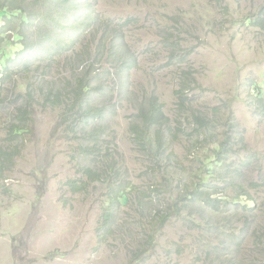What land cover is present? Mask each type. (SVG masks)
I'll return each mask as SVG.
<instances>
[{"label": "rangeland", "instance_id": "374dc122", "mask_svg": "<svg viewBox=\"0 0 264 264\" xmlns=\"http://www.w3.org/2000/svg\"><path fill=\"white\" fill-rule=\"evenodd\" d=\"M38 1L40 3L33 7L46 13V0ZM89 5L98 20L99 31L90 27L78 37L71 34L70 50L55 62L45 82L53 81L54 89L64 85L72 73L65 65L88 52L91 58L87 64L95 63L98 73H104L103 68L112 70L111 63L105 64L111 62L108 58L105 62L107 54L102 64L96 62L98 51L103 49V44L104 48L111 45L115 37L111 30L123 31L125 41L138 58V68L122 78L124 85H128V92L123 93L125 100L118 90L112 89L116 77L105 75L109 84L105 96L112 97V107L117 113L114 118L111 114L101 122L106 125L101 140L103 153L107 148L115 150L130 180L145 189L149 184L147 177L141 174L145 163L140 160L129 131L134 105L141 100L143 91L146 97L155 93L164 112L172 117L176 101L174 90L178 88L181 70L190 68L196 84L188 94L192 107L208 117L219 114L223 119L217 123L219 134L228 117L230 124L239 125L246 150H240L238 158L231 160L236 162L249 156L252 163L246 171L248 179L262 183L264 116L249 106L251 90L247 85L253 81L264 90V30L247 26L246 19L264 7V0H91ZM70 13L65 20H69ZM80 14L86 15L83 6ZM9 15L11 17L8 8L0 10V62L8 57L19 60L15 34L11 25L6 26ZM35 27L40 26L37 23ZM106 27L109 30L105 31ZM25 29L33 36L42 33L39 28L35 31L25 26ZM170 41L179 44L176 52L180 59L166 64ZM16 67L17 75L5 88L8 98L6 94L0 95L5 98L0 104V146L18 151L13 165L8 166L2 176L4 180L0 179V264H128L131 257L117 241L109 239L99 247L97 224L106 206L107 190L100 184H96L97 188L89 186L87 192H75L69 187L70 180H87L83 170L87 162H76L73 158L83 140L66 137H71L74 122L60 116L63 110L60 107L43 108L39 97L33 103L24 99L28 79L20 78L23 67L20 64ZM75 69L78 74L83 73L80 66ZM21 106H30L31 117L27 129L21 133L24 142L18 140L11 144L8 133L17 122L13 121ZM76 135L82 137L85 133L78 130ZM186 139L183 134L178 137L180 144L174 147L178 156L184 153ZM207 169L209 165L205 164L204 171ZM253 197L256 205L250 211L251 225L243 240L245 255L238 264H248V260L264 264V253L257 250L259 241L264 248V195L254 194ZM129 217L134 220L131 226ZM117 218L125 232L121 233L123 238L130 231L141 237V227L134 229L138 216L133 210L124 208ZM146 235L151 237V234ZM153 237L157 248H151V254L156 253L149 264H204L195 262V252L201 246L197 231L188 230L179 219L171 218L162 233ZM172 242L183 250L181 255L175 254L177 247ZM231 252L235 254L232 249ZM231 258L224 255L226 262H232Z\"/></svg>", "mask_w": 264, "mask_h": 264}, {"label": "trees", "instance_id": "16d2710c", "mask_svg": "<svg viewBox=\"0 0 264 264\" xmlns=\"http://www.w3.org/2000/svg\"><path fill=\"white\" fill-rule=\"evenodd\" d=\"M90 1L46 0L47 12L42 13L33 7L40 3L38 0H0V10L8 8V13H11L6 26L11 25L19 46L18 61L8 57L6 61L0 62V95L6 94L5 98H8L9 93L5 88L17 75L16 65L20 64L23 74L19 77L28 79V93L24 99L33 103L39 97L43 101V108L64 106L60 116L74 122L71 137L66 136L67 139L83 140L73 158L76 162L86 161L88 164L83 168L87 180H70L69 187L75 192H87L85 190L89 186L97 188L96 184H100L103 190H107L106 206L97 224L99 247L112 239L127 250L131 257L128 264H149L151 256L156 253L151 254V248H157L153 236L162 233L166 223L175 218L184 223L188 230L198 233L201 246L195 252L196 263L238 264L239 259L243 260L245 255L242 252L243 240L248 236V227L251 225L250 211L256 205L253 195H264V181L256 183L248 179L246 171L252 163L249 156L236 162L231 160L233 157L238 158L240 150H246L239 125L235 122L230 124L228 117L222 134H219L217 123L223 121L222 117L219 114L208 117L192 107V100L188 98L196 86L192 69L181 70L178 88L174 90L176 101L172 117L164 112L163 104L155 93L146 97L143 91L141 100L134 105L136 109L130 117L133 121L129 124V131L135 150L145 163L141 173L149 181L145 189L130 180L123 162L116 158L115 150L107 148L103 153L101 148V140L106 133V125H101V122L111 114L114 118L117 113L116 108L112 107V97L105 96L109 85L105 75L116 77L112 81V89L118 90L121 99L125 100L123 93L128 92V85H124L122 78L138 68V58L125 41L123 31L111 30L115 35L111 45L104 48L103 44V49L97 54L96 62L99 64H102L107 54L105 62L107 58L111 62L105 64L111 63L112 70L103 68L101 71L105 72L98 73L95 63L87 64L91 58L88 52L81 57L78 55L75 61L65 65L72 73L64 85L54 89L53 81L45 82V76L51 74L55 62L70 50L73 40L71 34L78 37L90 27L99 31L100 26L97 18H94ZM82 6L85 16L80 14ZM68 13L70 18L65 20ZM253 15L246 19V25L264 30V7ZM37 23L40 27H35ZM25 26L35 31L39 28L38 31L42 33L33 36ZM167 44L171 47L166 64L176 62L180 59L176 52L179 44L173 41ZM76 66H80L82 74H78ZM247 86L251 90L249 106L264 116V90L253 81ZM5 98H0V104ZM30 106L18 108L19 114L13 121L17 122L8 133L9 143L14 144L18 140L24 142L21 133L27 129L31 117ZM78 130L85 135L78 137ZM180 134L187 136V139L183 144V155L178 156L174 147L180 144ZM15 154L18 155V151H13L10 146H0V179H3L8 166L13 165ZM205 164L209 165V169L204 171ZM124 208L137 214L134 229L139 230L141 227V237L134 236L132 231L126 238L122 237L121 233L125 232L117 214H121ZM129 220L131 226L134 220L130 217ZM146 234H151V237ZM172 243L177 247L175 254L181 255L183 250ZM258 243L257 250L264 253L260 241ZM225 254L232 256V262L225 261ZM165 257L168 258L169 254ZM247 262L256 264L251 260Z\"/></svg>", "mask_w": 264, "mask_h": 264}, {"label": "clouds", "instance_id": "9594fccd", "mask_svg": "<svg viewBox=\"0 0 264 264\" xmlns=\"http://www.w3.org/2000/svg\"><path fill=\"white\" fill-rule=\"evenodd\" d=\"M60 108H62V109H63V108H64V106H62V107H60Z\"/></svg>", "mask_w": 264, "mask_h": 264}]
</instances>
